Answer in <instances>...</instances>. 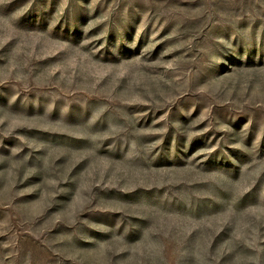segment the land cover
I'll return each mask as SVG.
<instances>
[{
    "label": "rangeland",
    "instance_id": "1",
    "mask_svg": "<svg viewBox=\"0 0 264 264\" xmlns=\"http://www.w3.org/2000/svg\"><path fill=\"white\" fill-rule=\"evenodd\" d=\"M0 264H264V0H0Z\"/></svg>",
    "mask_w": 264,
    "mask_h": 264
}]
</instances>
